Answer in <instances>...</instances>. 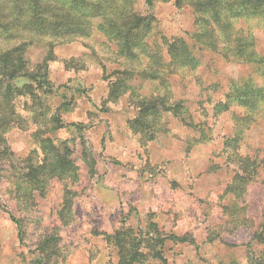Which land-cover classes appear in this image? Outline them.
<instances>
[{"label":"rangeland","instance_id":"1","mask_svg":"<svg viewBox=\"0 0 264 264\" xmlns=\"http://www.w3.org/2000/svg\"><path fill=\"white\" fill-rule=\"evenodd\" d=\"M133 7L155 18L146 39L150 47L163 53L168 41L181 37L199 59L194 69L167 73L173 100L187 107L196 127L166 115L168 130L143 144L128 125L136 115L132 103L135 93L149 94L160 82L137 75L147 57L140 54L128 61L119 56L114 43L96 28L98 20L87 37L28 41L24 59L33 67L46 58L53 90L47 95L36 90L39 102L29 95L14 98V121L4 134L6 144L14 158L23 160L33 150L42 155V138L55 145L68 140L78 174L75 180L51 178L43 193L16 201L8 164L0 161V264H32L37 244L49 234L59 236L49 264H115L117 250L106 236L127 227L146 228L151 221L163 232L188 234L195 240L194 245L167 241L163 248L167 264H219L232 258L244 263L247 246L256 248L246 231L230 234L220 229L226 222L224 188L235 170L225 163L224 141L232 133L233 112L241 111L234 107L214 113L231 80L253 75L252 65L201 46L194 38L196 14L189 5L155 0L148 8L138 0ZM237 27L252 34L255 49L264 54V25L253 18L239 21ZM126 67L133 70L129 80L133 88L106 101L110 83ZM255 81L264 84L259 76ZM55 114L62 127L46 129L43 116ZM83 144L96 161L93 172L82 159ZM240 151L264 160V112L245 130ZM67 190L74 195L64 223L59 211ZM246 201L248 217L258 222L264 207L262 168L249 185ZM9 213L22 221V240ZM135 264L161 263L146 257Z\"/></svg>","mask_w":264,"mask_h":264},{"label":"trees","instance_id":"2","mask_svg":"<svg viewBox=\"0 0 264 264\" xmlns=\"http://www.w3.org/2000/svg\"><path fill=\"white\" fill-rule=\"evenodd\" d=\"M137 1L0 0V161L8 164L7 172L13 182L16 201L30 199L33 192L43 193L51 178L75 180L78 174V166L72 158L73 151L68 140L55 145L49 138H42V155L33 150L23 160L14 158L6 144L4 134L14 121V98L29 95L34 102H39L40 97L36 96V90L40 95H47L53 90L46 69V58L33 67H29L24 59L23 52L28 41L50 38L52 42H59L76 36L87 37L92 34L94 20H98L96 28L114 43L119 56L128 61L138 58L140 54L147 57L144 67L136 72L137 75L160 82V86H155L149 94L143 95L132 90L135 93L132 104L136 115L128 121V125L139 135L143 144L153 141L159 133L168 130L166 115L196 127L190 120L187 107L181 101L173 100L167 73L169 75L184 68L194 69L198 66L199 59L181 37L168 41L167 49L163 53L150 47L146 39L154 28L155 18L139 14L133 7ZM164 1H173L177 7L189 5L193 8L197 26L194 38L201 46L253 67V75L231 80L224 100L216 104L214 113L226 112L234 107L241 111L233 112L232 133L224 141L225 163L234 165L235 170L224 188L223 195L227 202L222 210L226 222L220 229L230 234L246 231L256 248L252 244L247 246L244 263L232 258L219 264H264V207L258 222L249 218L246 213L249 185L258 176L259 169L264 170V160L240 151L245 130L255 121V117L264 112V84L255 81L256 76L264 79V54L255 49L253 35L244 33L237 27L239 21L253 18L264 25V0ZM143 3L151 8L155 0H143ZM11 42L15 44L3 47V44ZM132 72L133 70L126 67L117 73L116 79L109 85L106 101H115L133 88L129 83L134 74ZM19 79H23L21 85L16 84ZM35 109L37 110L33 113L37 119L38 106ZM187 116L189 121L186 120ZM42 119H45L41 124L46 129L62 127L56 114L43 116ZM82 159L93 172L96 161L91 154V148L84 144ZM73 195L71 190L65 192L59 211V217L64 223L71 212ZM9 216L22 240L24 231L21 219L12 213ZM106 240L117 250L118 261L115 264H135L146 257L167 264L163 255L167 241L195 244L190 235L163 232L153 221L146 228L127 227L116 231L107 235ZM58 241L57 234L46 235L39 241L32 264H49L58 249Z\"/></svg>","mask_w":264,"mask_h":264}]
</instances>
